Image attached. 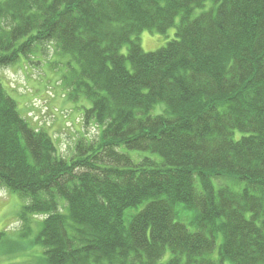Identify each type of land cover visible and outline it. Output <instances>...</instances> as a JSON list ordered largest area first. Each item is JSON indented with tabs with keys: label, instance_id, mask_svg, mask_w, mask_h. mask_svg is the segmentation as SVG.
Segmentation results:
<instances>
[{
	"label": "trees",
	"instance_id": "obj_1",
	"mask_svg": "<svg viewBox=\"0 0 264 264\" xmlns=\"http://www.w3.org/2000/svg\"><path fill=\"white\" fill-rule=\"evenodd\" d=\"M47 43L76 64L62 85L97 135L63 158L0 89V188L45 216L43 263L264 264V0H0V69Z\"/></svg>",
	"mask_w": 264,
	"mask_h": 264
},
{
	"label": "rangeland",
	"instance_id": "obj_2",
	"mask_svg": "<svg viewBox=\"0 0 264 264\" xmlns=\"http://www.w3.org/2000/svg\"><path fill=\"white\" fill-rule=\"evenodd\" d=\"M178 23V18L176 19ZM175 37V27H170L166 32L143 30L138 35V41L143 51H155L163 47ZM128 45L120 48V53H127ZM44 53H34L29 59H20L11 66L0 69V89L4 90L17 102L19 113L36 128L46 129L52 136L58 153L63 158L69 159L74 155V146L80 137L94 139L97 128L93 125L82 126V113L90 107V102L80 95L76 100L67 97V89L62 85L61 75H66L70 66L69 55L55 53L51 43L44 45ZM122 150V149H121ZM133 160L147 156L160 162L157 154L149 152L126 151ZM215 187L227 186L239 191L243 182L231 177L213 179ZM27 201L18 194L0 188V264H44L42 244L38 235L42 228L43 215H26L21 218V207ZM139 208L125 210L124 218L134 215ZM178 220L189 228L192 210H181L177 206ZM220 239L217 238L215 249L207 256L211 259L218 258ZM170 257L167 250L161 261L165 262ZM222 264H232L223 261Z\"/></svg>",
	"mask_w": 264,
	"mask_h": 264
}]
</instances>
